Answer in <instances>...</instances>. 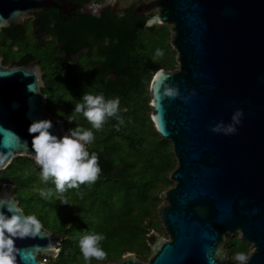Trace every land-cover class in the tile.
Masks as SVG:
<instances>
[{
    "label": "water",
    "instance_id": "1",
    "mask_svg": "<svg viewBox=\"0 0 264 264\" xmlns=\"http://www.w3.org/2000/svg\"><path fill=\"white\" fill-rule=\"evenodd\" d=\"M135 8L145 29L172 27L175 71L158 70L150 89L151 121L173 145L174 187L161 193L159 218L168 239L151 244L147 263L129 254L116 263L228 264L227 235L252 245L247 264H264V0H106L99 8L66 0H0V32L23 26L37 14L82 9L98 16ZM39 65L4 66L0 57V171L14 158L36 162L31 123L51 120L57 137L64 125L46 109ZM114 78V76H113ZM241 123L225 134L236 110ZM219 124L221 132L212 129ZM26 216L15 186L3 185L0 211ZM14 241V264H45L59 257L60 235L43 228Z\"/></svg>",
    "mask_w": 264,
    "mask_h": 264
},
{
    "label": "trees",
    "instance_id": "2",
    "mask_svg": "<svg viewBox=\"0 0 264 264\" xmlns=\"http://www.w3.org/2000/svg\"><path fill=\"white\" fill-rule=\"evenodd\" d=\"M67 2H73L78 4H91L92 0H66ZM135 9H129L118 13H112L109 9H104L102 14L86 15L82 9L75 11V15H66L54 9L43 13H39L36 19L46 15L45 20H34V23L38 25L41 37L45 35H52L58 44V50L64 55L61 62L53 60L44 53L42 56L47 61L50 67V77L53 79L54 84L51 85V89L56 88V82L64 81L65 87L69 89L68 97L72 95L78 96L82 99L83 94L89 93L92 95L102 94L104 98L115 99L119 98L120 105L118 115L123 119L121 124L115 117H109L104 122L102 128L103 132L112 127V132L106 137V150H100L99 148L86 149L91 154L95 152L99 157V166L101 172L98 175L97 180L91 184H81L80 188L84 190L80 201L83 206L88 209L92 219H86L83 222L77 223L70 232L72 233V240L64 239L59 232L58 235L62 238L61 251L59 254L60 264H65L69 260L74 264L73 257H76L80 252L79 241L82 236H79L77 232L78 228H85L88 230V234L101 233L104 235V240L100 242V247L106 252V258L98 261L95 258H91L90 261H94L95 264L99 263H116L122 258L121 246L125 245V241L137 242L140 244V248L150 251L148 243L155 241L154 235H150L144 227L141 225H133L127 223V219L132 212L137 208L136 202H144L151 198V195L147 193L149 183L145 186H140L134 180L133 171L131 167L137 163V159L133 156H129L128 162L126 161L123 166L121 174L115 175L116 164L113 161L109 153V148H114V137L119 136L125 141H131V145L137 146L136 149H141L139 146L138 135L134 137L131 135V127L126 120L135 117L134 121L143 123L139 116L140 105L134 104L133 111H126L125 107L130 108L132 105L129 103L135 101V95L138 96L139 91L142 89L143 81L142 75L145 72L151 70L155 75L158 70L164 69L169 63L165 65H157V57L162 56V52L168 49V46L158 48L160 55H157L158 50H151L147 53L142 50L139 53L134 51L144 44L142 39V31H155L156 28L145 29V23L148 17L144 15H134ZM52 25V27H51ZM11 27L4 29V32H9L11 40H22L24 35V26ZM162 31H166L167 28H161ZM49 46V45H48ZM84 50H88L90 57L95 59L91 66H89V72L85 73L74 65H72L73 58L78 56ZM94 55V56H93ZM31 59L37 60V56L33 53ZM52 59V60H51ZM73 66V67H72ZM43 69V68H42ZM48 75V76H49ZM113 75L115 81L106 79L108 76ZM100 89L102 93H100ZM48 88L43 89V94H47ZM150 95L148 96V99ZM138 97H136V101ZM150 100V99H149ZM136 103V102H135ZM46 109H49V103L47 102ZM125 109V110H124ZM80 114V120L88 123V130L94 131L91 123ZM51 115V114H50ZM133 121V122H134ZM147 121L152 126V134L157 139L153 142V145L160 144V147L169 149L170 143L167 140L162 139L155 131L151 118L148 117ZM117 145V144H115ZM158 146V145H157ZM165 151V150H164ZM158 159L154 162L153 172L159 175L164 170H174L172 161L158 150ZM27 168L32 165L35 166L34 161H26ZM37 167V166H36ZM11 168V167H10ZM6 169L7 171L10 169ZM38 168V167H37ZM26 178L25 172L18 174L13 172V176L9 184H13L16 189L17 199L19 200V206L23 207L19 195L22 194L19 190L21 183ZM119 179V181H117ZM48 181V180H47ZM47 181L43 182L47 183ZM167 183H169L166 180ZM47 186V185H44ZM55 189V184L50 185ZM78 193V187L74 188ZM137 192L138 199L132 198V192ZM126 192V195L122 197L121 192ZM59 193V192H58ZM65 196L64 192L59 193ZM66 197V196H65ZM127 202L129 206L123 207V202ZM117 207V208H116ZM27 216L30 212V208L26 206L23 210ZM41 223V221H39ZM49 226L48 224H46ZM80 226V227H79ZM62 222L55 227H51L56 232L61 229ZM44 228V227H43ZM48 228V227H47ZM50 231V230H49ZM148 236V237H147ZM147 239H144L146 238ZM228 245L226 247V253L230 263L231 256L228 252V248L234 243L237 249L246 250L248 243L243 241H237L235 238L228 239ZM242 242L241 248L237 243ZM49 264H53L55 259H48Z\"/></svg>",
    "mask_w": 264,
    "mask_h": 264
},
{
    "label": "rangeland",
    "instance_id": "3",
    "mask_svg": "<svg viewBox=\"0 0 264 264\" xmlns=\"http://www.w3.org/2000/svg\"><path fill=\"white\" fill-rule=\"evenodd\" d=\"M92 2V8H99L106 2V0H92ZM33 24V19L25 21L24 37L18 49L21 53L25 52L24 48H27L29 49V51L33 52L38 58V64L43 68V81L45 84V88H48L47 94L44 95L46 101L49 103V109L47 112L51 114L54 119L60 121L64 125L65 134L68 133L69 129H75L76 127L88 130V123L86 121H81L80 114L74 112L75 104L81 102V99L75 95L68 97L69 89L65 87L66 80L56 82L57 89H51V85L54 84V81L49 75L50 67L47 64V61L42 58V56L44 55V53H46V55L48 54V56L53 60L61 62L64 55L58 50L57 42H51L50 38H47L43 42V45L42 43L35 42ZM164 28H167V30L162 31L161 28H156L155 31L143 30L142 39L145 42L140 47H138L134 51V53H139L142 50H145L147 53H150L151 50H158V48H161L163 47V45H166L168 46V49L162 52V56L156 55L158 56L156 63L157 65H165L169 63L168 66L164 68V70L175 71L178 69L179 64L177 62V52L173 49L171 44L172 27L167 26ZM11 46H14L15 48L16 44ZM0 52L4 53V49L2 48V46H0ZM93 58L94 57H90L88 50H84L78 56L73 58L72 65L81 68L83 72L87 73L89 72V66H91L92 62L96 59ZM153 74L154 73L149 70L148 72H145L142 75V89L139 91L138 96L135 95V101H131L129 103L132 106L130 108L125 107V109H128L126 111H133L135 109L133 106L134 104H138L141 107V109L139 110V116L143 123L134 121L135 117L126 120V122L132 128L130 131L131 135L133 137L135 135H138L139 146L142 145L141 149L145 148L144 151L142 152L137 150V146L131 145V141H125L119 136H115L114 141L117 145L114 144V148H109V153L116 164V169L114 173L115 175L118 176V174H121L123 166L125 165L126 161L128 162L129 156H133L135 157V159H137V163H135L133 167H131V170L133 171L134 175V180L142 187L145 186L147 182L149 183L147 193L151 195V198L144 202H136L137 208H135V210L132 212V215L128 217L127 223L133 224L135 226L141 225L149 233V236L153 232H155L158 237L168 239V235L164 230L163 224L159 218L158 208L163 203L160 198L161 193L174 187V183L170 180V176L173 171L177 168V160L174 156L173 145L170 141L168 142L171 145L167 150L163 147H160L159 143L157 144L158 146L152 144L157 139H155V136L152 134V126L147 121V119L148 117L151 118L152 115L150 107L151 98H149V100L148 96L150 95L152 80L155 76ZM109 80L115 81L113 75L108 76L106 81L108 82ZM100 93H102L101 89ZM136 97H138L137 101ZM111 132L112 127L108 128L106 132H103L100 129H94L93 134L95 139L93 142L86 144L85 148L88 149L96 147L102 151L106 150V137ZM158 150H160V152H164V154L169 158V160L172 161L171 163L174 166V170H164L159 175H156L153 172L152 164L158 159ZM28 160L31 161L32 159L22 156L14 158L10 166H8V168L11 167L8 171H0V191L3 185L8 184L11 181L14 171L18 172V174H22L23 172H25L26 178L21 183V187L19 188L20 192L22 193L19 195V199L22 205H24L21 208L23 210H25L26 206L30 208V212L27 216H35L38 221H41L40 224L45 229H48L50 231H54L51 227H55L57 224H60L62 222L61 229L59 228V231L56 230V232L54 233L59 234V232H61L60 234L63 236L64 239H69V241H71L72 233L70 231L75 228L74 226L77 223L83 222L88 218L92 219L88 209H86L80 201L84 190L80 188L81 185H79L78 187V193L75 191L74 188L66 187V190L64 191V194L66 196L65 197L59 194L55 189H53L52 186H50L52 184H55L52 177H49L47 183H44V185L47 186H44V180L41 178V169L36 167L35 162V166L32 165L30 168H27L25 162ZM166 180L169 183H167ZM117 181H119V179H117ZM41 190H51L52 196L47 199L41 197ZM121 194L122 197H124V195H126V192L123 191L121 192ZM131 194L133 199H138V195H140L137 190H135V192H132ZM119 205H122L123 207L129 206L128 203L125 201L122 204L120 203ZM46 224H48L49 226H47ZM77 232L80 233V237L88 234V230H86L85 228H78ZM147 237L144 239H147ZM229 238H235L237 241H243L241 239L240 233H236L234 235H227V241ZM146 242L150 251L140 248V244H138L137 242L125 241V245L121 246L122 257L129 254H135L142 262L147 263L151 257L152 251L151 244L148 243L147 240ZM227 245L228 242L223 247L225 251ZM237 245L240 248L244 246L242 245V242L237 243ZM248 245L249 246L246 250H239L236 248L234 243L231 244V246L228 248V252L231 256L230 263L237 264V262L234 261L233 257L238 252H243L248 257L253 251L252 245ZM40 257L41 256H39V258ZM73 260H75L74 264H86L81 251L76 257H73ZM53 264H60L59 259H55ZM65 264L72 263L69 260ZM87 264L95 263L92 260L87 262Z\"/></svg>",
    "mask_w": 264,
    "mask_h": 264
},
{
    "label": "clouds",
    "instance_id": "4",
    "mask_svg": "<svg viewBox=\"0 0 264 264\" xmlns=\"http://www.w3.org/2000/svg\"><path fill=\"white\" fill-rule=\"evenodd\" d=\"M161 53L157 51V55ZM119 98L105 99L102 94L92 95L85 93L81 102L74 106L75 113H82L91 123L92 128L101 129L109 117H115L121 124L123 119L118 115ZM242 110H236L232 116L233 123L227 125L225 134H234L237 131L235 125L241 123ZM51 120H38L31 123L28 133L32 136L33 149L36 162L41 166V178L47 181L52 177L55 190L63 193L67 188H76L81 184L94 183L101 168L99 157L95 152L91 154L85 145L94 141L95 137L91 130L80 127L69 129L66 135L57 137L51 129ZM221 132L219 124L212 129ZM41 197L47 199L52 196V191L41 190ZM11 215L0 211V264H14L16 256L13 254L14 241L12 237L17 234L25 236L31 231H38L40 222L35 216H22L11 209ZM101 233L86 234L79 241L80 251L87 264L91 258L98 261L106 258V252L100 247L104 240ZM237 264H247L248 257L243 252H238L234 257Z\"/></svg>",
    "mask_w": 264,
    "mask_h": 264
},
{
    "label": "flooded vegetation",
    "instance_id": "5",
    "mask_svg": "<svg viewBox=\"0 0 264 264\" xmlns=\"http://www.w3.org/2000/svg\"><path fill=\"white\" fill-rule=\"evenodd\" d=\"M132 9H135V8H132ZM51 10H54V9H51ZM62 14H64V13H61V15ZM72 14L75 15V12H71V13L66 14V15L70 16ZM36 18H37V16L33 20H37L39 22L40 20H45L46 15H43L39 19H36ZM33 27H34L33 33H34V37H35L34 38L35 42L42 43V45H43L44 44L43 42L47 38H50L51 42L55 41V39L52 35H45V36L41 37V33L39 32V27L35 23L33 24ZM51 27H52V25H51ZM12 32L13 31H11V30L9 32H4V30L2 32H0V46H2V48L4 49V53L0 52V57L2 58L3 65L6 67L7 66H25L31 62H35L37 65H39L37 60L31 59L32 58L31 56H33V52L29 51V49L24 48L25 52H23V53H21L19 51L18 47H19L20 43H22L23 38H22V40H19V41L11 40L9 33H12ZM23 37H24V35H23ZM15 44H16L15 48H14V46H11V45H15ZM10 50H15V51H10ZM41 69H42V67H41ZM42 72H43V69H42ZM43 76H44V72H43ZM15 191H16V189H15Z\"/></svg>",
    "mask_w": 264,
    "mask_h": 264
},
{
    "label": "built area",
    "instance_id": "6",
    "mask_svg": "<svg viewBox=\"0 0 264 264\" xmlns=\"http://www.w3.org/2000/svg\"><path fill=\"white\" fill-rule=\"evenodd\" d=\"M40 261H42L43 263H45V264H49V261H48V257H45V256H41L40 258Z\"/></svg>",
    "mask_w": 264,
    "mask_h": 264
}]
</instances>
